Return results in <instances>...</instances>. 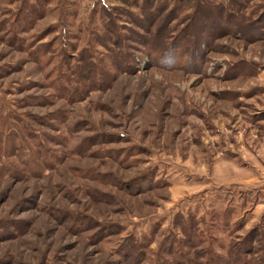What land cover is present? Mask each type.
I'll return each instance as SVG.
<instances>
[{
	"label": "rangeland",
	"instance_id": "obj_1",
	"mask_svg": "<svg viewBox=\"0 0 264 264\" xmlns=\"http://www.w3.org/2000/svg\"><path fill=\"white\" fill-rule=\"evenodd\" d=\"M0 264H264V0H0Z\"/></svg>",
	"mask_w": 264,
	"mask_h": 264
},
{
	"label": "trees",
	"instance_id": "obj_2",
	"mask_svg": "<svg viewBox=\"0 0 264 264\" xmlns=\"http://www.w3.org/2000/svg\"><path fill=\"white\" fill-rule=\"evenodd\" d=\"M176 1H178V2H180V3H184V2H186L187 0H176ZM186 232H187V230H186Z\"/></svg>",
	"mask_w": 264,
	"mask_h": 264
}]
</instances>
